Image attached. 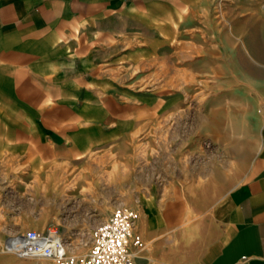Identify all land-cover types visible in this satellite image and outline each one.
I'll return each mask as SVG.
<instances>
[{
	"label": "crops",
	"instance_id": "0c3cea01",
	"mask_svg": "<svg viewBox=\"0 0 264 264\" xmlns=\"http://www.w3.org/2000/svg\"><path fill=\"white\" fill-rule=\"evenodd\" d=\"M208 3L0 0V264H54L2 251L28 230L83 236L81 252L67 245L84 254L121 205L138 212L135 264H264V109L230 186L224 169L193 172L167 148L179 88L197 85L199 61L212 69L216 50L200 35L211 20L198 16ZM208 115L191 128L211 135ZM185 144L196 149L195 136Z\"/></svg>",
	"mask_w": 264,
	"mask_h": 264
},
{
	"label": "rangeland",
	"instance_id": "374dc122",
	"mask_svg": "<svg viewBox=\"0 0 264 264\" xmlns=\"http://www.w3.org/2000/svg\"><path fill=\"white\" fill-rule=\"evenodd\" d=\"M198 11L202 12L198 16L207 22L211 20L208 31H202L200 35L211 38L216 53L211 56V61H207L212 62V69L207 71L200 70V56H196L199 61L195 77L197 85L179 88L180 134H175L173 141L166 132V142H174L167 148H174L175 159H181L182 164L190 166L193 172L224 169V178L228 177L230 186L254 155L262 132L264 0H209L208 5ZM193 58L192 55L181 57L184 83L190 78L189 70L184 69ZM206 112L212 117L211 135H205L199 128L196 131L191 128L195 121L200 127L198 116ZM173 120L177 121L172 118L167 121ZM194 136L196 149L189 151L185 139ZM57 234L66 245L72 241V232L66 237L58 231ZM86 240L82 236L70 245L79 253ZM2 251L7 252L4 247Z\"/></svg>",
	"mask_w": 264,
	"mask_h": 264
},
{
	"label": "built area",
	"instance_id": "2783aa9c",
	"mask_svg": "<svg viewBox=\"0 0 264 264\" xmlns=\"http://www.w3.org/2000/svg\"><path fill=\"white\" fill-rule=\"evenodd\" d=\"M138 212L129 206L116 207L109 217L91 232L89 249L84 254L70 251L56 231L28 230L5 240L4 249L18 258H45L54 264H135L132 249L142 247L134 226Z\"/></svg>",
	"mask_w": 264,
	"mask_h": 264
}]
</instances>
